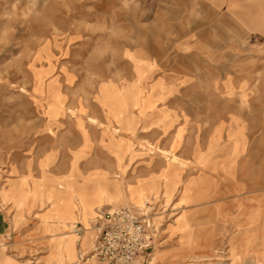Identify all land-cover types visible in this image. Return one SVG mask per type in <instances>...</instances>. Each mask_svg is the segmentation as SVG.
Returning a JSON list of instances; mask_svg holds the SVG:
<instances>
[{
	"label": "rangeland",
	"instance_id": "obj_1",
	"mask_svg": "<svg viewBox=\"0 0 264 264\" xmlns=\"http://www.w3.org/2000/svg\"><path fill=\"white\" fill-rule=\"evenodd\" d=\"M134 4L0 0V188L9 178L30 174L39 180V163L52 151L56 157L48 174H67L70 152L83 144L73 119L48 118L49 84H56L65 107L86 109L82 120L91 146L79 163L83 171L101 167L117 174L104 148V130L113 124L97 101L98 88L134 82L135 57L143 58L152 66L143 85L148 91L156 83L163 87L154 111L164 109L171 127L163 133L152 115L137 123L133 136H123L134 150L122 176L125 186L159 176L171 154L188 165L184 180L197 176L195 153L209 150L211 134L221 124L224 137L229 128L244 136V151L234 158L235 183L228 185L224 173L212 172L210 198L185 206L193 227L189 248H182L181 234L170 230L182 211L181 190L168 204L161 198L147 203L154 245L144 264L154 254V264H231L234 256L237 264H264V0H232L220 11L216 31L157 28L140 20ZM42 68L50 70L44 84L34 79ZM214 159L222 162L223 154L216 152ZM126 206L138 208L120 199L117 206L98 209ZM38 211L19 212L0 202L9 224L0 229V251L14 262L47 264L49 234L35 216ZM95 238L86 249L76 244L74 264H99ZM193 256L201 259L188 262Z\"/></svg>",
	"mask_w": 264,
	"mask_h": 264
},
{
	"label": "bare ground",
	"instance_id": "obj_2",
	"mask_svg": "<svg viewBox=\"0 0 264 264\" xmlns=\"http://www.w3.org/2000/svg\"><path fill=\"white\" fill-rule=\"evenodd\" d=\"M135 59L134 82L124 83L120 88L114 84L101 83L98 88L97 101L113 124L104 130L103 136L108 139L104 148L112 156L117 174L113 176L107 168L101 167L90 173L83 171L79 163L91 146L82 120L86 109L82 105H79L76 111L65 107L56 84H49L48 118L63 122L73 119L83 135V144L76 151L70 150L71 163L67 174L61 177L48 174V168L54 164L56 157V153L52 151L39 163L42 171L39 180H33L30 174L9 178L0 188V202L3 205H11L19 212L27 213L39 209L35 216L40 219L43 231L49 234L47 264H74L77 260L76 244L79 243L81 249L91 246L96 235L91 222L101 206H117L120 199H128L131 205L144 208L152 198H161L168 204L179 189L181 191L177 204L182 211L170 226V230L173 234H181L182 248H189L194 243L193 227L188 218V208L185 206L205 202L210 198L208 189L213 180L209 174L212 172L224 173L228 185H233L236 181L237 175L233 172L234 158L244 151V136L241 130L229 128L224 137L225 128L221 124L211 134L209 150L206 153H195L194 164L199 170L197 176L184 180L182 169L188 165L171 154L172 157L167 160V165L160 171L159 176H152L147 180L138 178L134 183L124 185L122 176L126 172L125 165L131 161L134 150L132 143L123 136H133L137 131V123L152 115H157L155 124L163 133L171 127V121L167 120L169 114L167 115L164 109L157 108L154 111L161 98L157 93H161L163 87L156 83L148 91L143 85L151 64L143 58ZM49 74V69L42 68L34 73V79L44 84ZM227 85L228 81L225 82L226 88ZM178 131L177 137L181 133L180 129ZM216 152L223 154L222 162L214 159ZM159 153L168 157V153L162 150H159ZM29 166L28 164V168ZM12 172H18L15 166L12 167ZM253 216L252 220L255 219ZM77 224L84 228L82 236L74 231ZM156 259L157 254H154L148 264H154ZM200 259L193 256L189 257L188 262L193 263ZM238 261L239 258L234 256L231 264H237ZM6 263L19 264L12 260H7Z\"/></svg>",
	"mask_w": 264,
	"mask_h": 264
},
{
	"label": "built area",
	"instance_id": "obj_3",
	"mask_svg": "<svg viewBox=\"0 0 264 264\" xmlns=\"http://www.w3.org/2000/svg\"><path fill=\"white\" fill-rule=\"evenodd\" d=\"M149 208L131 206L100 210L92 224L96 231L95 255L99 264H144L154 245ZM78 235L84 232L75 226Z\"/></svg>",
	"mask_w": 264,
	"mask_h": 264
},
{
	"label": "crops",
	"instance_id": "obj_4",
	"mask_svg": "<svg viewBox=\"0 0 264 264\" xmlns=\"http://www.w3.org/2000/svg\"><path fill=\"white\" fill-rule=\"evenodd\" d=\"M134 3L139 8L135 13L141 15L140 20L151 22L157 28L164 24L162 28L171 31H216L221 29L218 24L220 11L227 9L232 0H134ZM0 216V229L6 231L9 228L8 221L3 213ZM5 253L6 256H3ZM7 260L12 258L7 252L0 251V264H7Z\"/></svg>",
	"mask_w": 264,
	"mask_h": 264
}]
</instances>
